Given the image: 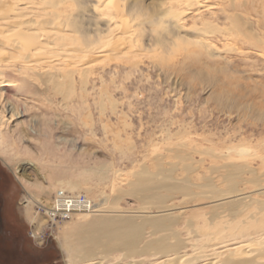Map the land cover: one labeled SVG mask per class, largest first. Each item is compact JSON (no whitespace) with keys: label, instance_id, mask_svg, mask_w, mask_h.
Instances as JSON below:
<instances>
[{"label":"rangeland","instance_id":"obj_1","mask_svg":"<svg viewBox=\"0 0 264 264\" xmlns=\"http://www.w3.org/2000/svg\"><path fill=\"white\" fill-rule=\"evenodd\" d=\"M201 1L204 5L198 6L195 0H144L152 9L160 5L169 19L182 18L184 31L192 36L180 41L169 58L159 57L162 50L146 52L135 46L119 54L107 48L110 54L104 51L105 58L101 55L90 64L44 65L37 67L39 73H27L37 82L32 92L45 91L47 76H38L44 68H52L63 87L69 88L73 79L75 91L66 99L54 90L21 95L18 77L2 78L14 85L6 91L0 84V92L24 113L2 127L0 167L8 172L14 202L34 247L25 245L23 256L21 248H14L7 253L9 262L2 264H10V258L26 264H80L70 255L84 230L73 224L78 217L51 220L46 215L59 191L105 201L110 213L98 215L174 213L179 223L174 228L187 246L180 255L168 257L177 264H225L231 250L235 259L264 263L260 204L235 215L226 208L212 209L209 199L214 191L231 189L222 175L226 165L235 164L256 170L243 175L238 189L264 201V0ZM104 14L112 16L108 9ZM126 22L129 27L135 24ZM6 102H0V108ZM243 148L250 154H238ZM167 171H173L171 182L192 186V194L161 187L156 192L163 200L144 201L133 192L139 176L164 179ZM73 185L77 191H71ZM28 202L34 222L25 214ZM168 205L173 209L159 210ZM145 210L149 212L142 213ZM146 230L150 235L152 229ZM123 253H113L103 264H173L160 254L131 260Z\"/></svg>","mask_w":264,"mask_h":264},{"label":"bare ground","instance_id":"obj_2","mask_svg":"<svg viewBox=\"0 0 264 264\" xmlns=\"http://www.w3.org/2000/svg\"><path fill=\"white\" fill-rule=\"evenodd\" d=\"M195 1L193 5H204L201 0ZM107 9L109 13L111 12V17H107L104 14ZM167 16V11H164L160 5L154 6L152 9L144 3V0H0V84L7 91L13 83H9L12 82L10 80L4 81L2 78L12 74L14 75L13 77H18L17 79L15 78L16 82L19 80L21 83V85H16L18 94L38 96L45 94V91L48 94V92L51 93V90H54L56 94H63L65 96L63 98L66 99L70 97L69 94L71 92L75 91L73 79L69 78V88L67 86L63 87L60 82L54 79L56 73L54 75L52 68H44V72L38 76H47L44 80L45 91L39 89V91L32 92L33 89H36L35 85L37 82L27 78V73L31 71L35 73L37 67L44 65L48 67H54L55 64L68 66L78 62H80V65H82L81 62L90 64L100 59L101 55L105 58L102 53L107 48L108 50H113L112 52H120L119 54L135 46L140 51L155 50L156 52L158 50H166L168 44L174 38L179 37L181 42H186L188 38L192 37L189 32L184 31L185 26L181 23L182 18L169 19ZM129 19L135 22L134 26L129 27V22H126ZM162 19L167 24V31L165 33H157L155 26ZM114 24L115 27L113 26ZM194 32L200 35V30L195 29ZM194 32H190L193 37ZM198 44L203 45L200 42ZM204 45L207 46L208 44L205 42ZM106 51L104 52L105 54H110V52ZM37 73H39L38 69ZM39 84L41 86V83ZM3 98L4 94L0 92V102L7 101L5 106L0 108V132L4 125L6 126L24 113L18 110L16 105L11 103L9 99L4 98L3 100ZM5 114L9 116L7 120L3 116ZM1 140L3 139L1 138ZM250 152V149L243 148L238 151V154L246 156ZM244 168L235 164L226 165L222 178L230 182L231 189L228 192L220 193L214 191L215 195L213 194L209 198L214 203L212 209L226 208L236 215L242 214L244 210L256 203L257 205L260 204V208L264 210V201L253 198L254 196L252 197V195H244L241 192L242 190L238 189L239 184L243 180V175L247 172L253 174L256 171L255 169L245 170ZM167 172L170 173L168 175L166 173L164 179L148 174L139 176L137 182L135 181L133 192L141 194L144 201L151 200V198L163 200L164 195L156 192V188L161 187H164V190L169 192L185 191L186 193H183L185 195L192 194V186L171 182L173 171ZM209 183L208 185L210 186ZM253 183H258V180H254ZM72 184H69V186ZM212 186V189L215 190L216 186L213 184ZM70 189L75 191L77 186L73 185ZM60 193L64 192L59 191L58 194ZM72 195L76 199L81 194L74 192ZM88 199L92 203L89 209H82V205L76 204L77 208L80 207L73 214H70V218L72 216L78 217V221H73V224H78L79 227L82 226L84 229L82 230V235L76 241L79 247L71 249V252L69 251L71 257H76V262L80 264H103L106 262L105 260L111 258L110 256L113 253L120 251L124 252V258L131 260L149 254H160L162 258L164 256L168 258L172 253L180 255L187 247L179 239V231L174 228L179 224L178 220H176L177 218L174 219L176 217L174 213L122 215L117 212L115 215H98V213H110L106 210L108 207L105 201L96 203L89 197ZM54 206L49 205L46 214L51 220H55L57 215L64 214L59 212L55 215L52 212ZM58 206V210L62 211L60 207L62 205L59 204ZM162 209L171 210L173 208L169 205L159 207V210ZM148 212L145 210L142 213ZM25 214L27 218L31 217V221H33L31 202L26 205ZM81 216L86 218L82 220ZM138 218L142 220L138 221ZM87 220L90 221L87 222ZM103 226L104 229H102ZM147 228L152 229L150 235L146 232ZM261 231L264 232V229ZM160 233H164V235ZM204 235L208 238L210 234L205 233ZM170 238H176L177 242L172 244ZM221 253L222 255H220ZM218 254L223 257V251L218 252ZM233 254L232 250L229 251L228 256L226 254L225 264H249L253 262L248 259H235L232 257ZM261 254L264 256V248ZM181 258L183 257L179 259ZM168 259L170 260H168L169 262L173 261V264H177L176 258L173 260ZM254 261L257 264L260 263L256 260ZM129 264H144V261L133 260Z\"/></svg>","mask_w":264,"mask_h":264},{"label":"flooded vegetation","instance_id":"obj_3","mask_svg":"<svg viewBox=\"0 0 264 264\" xmlns=\"http://www.w3.org/2000/svg\"><path fill=\"white\" fill-rule=\"evenodd\" d=\"M8 177V172L0 167V264L9 262L6 260L7 253L14 248H21V256L25 245L34 249L30 244L32 239L25 231V222L18 211V205L15 204L18 202H14L12 183ZM10 259V264H26L21 260L18 263L14 258Z\"/></svg>","mask_w":264,"mask_h":264},{"label":"built area","instance_id":"obj_4","mask_svg":"<svg viewBox=\"0 0 264 264\" xmlns=\"http://www.w3.org/2000/svg\"><path fill=\"white\" fill-rule=\"evenodd\" d=\"M59 204L62 206V211L59 209ZM76 204L82 205V209L90 208V205L92 204L91 201H89L88 196L81 194L78 198L74 199L72 194H69L68 192L60 193L57 195L56 199L54 200V209L52 212L56 215L59 212H63V215H57L55 216V219H58L59 217L63 218H70V214H73L77 208ZM31 237L34 239L36 238V235L34 233L31 234Z\"/></svg>","mask_w":264,"mask_h":264},{"label":"clouds","instance_id":"obj_5","mask_svg":"<svg viewBox=\"0 0 264 264\" xmlns=\"http://www.w3.org/2000/svg\"><path fill=\"white\" fill-rule=\"evenodd\" d=\"M155 31L157 33H165L167 31V24L162 19L160 23L155 26ZM180 38H174L169 44L166 50H162L158 53L161 59L169 58L175 54L176 46L179 44Z\"/></svg>","mask_w":264,"mask_h":264}]
</instances>
